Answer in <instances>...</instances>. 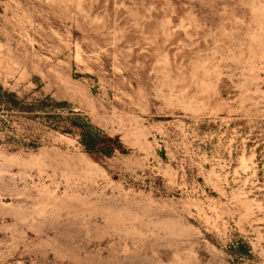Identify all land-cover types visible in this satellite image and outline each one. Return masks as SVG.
Wrapping results in <instances>:
<instances>
[{
  "label": "rangeland",
  "instance_id": "1",
  "mask_svg": "<svg viewBox=\"0 0 264 264\" xmlns=\"http://www.w3.org/2000/svg\"><path fill=\"white\" fill-rule=\"evenodd\" d=\"M0 14V264H264V0Z\"/></svg>",
  "mask_w": 264,
  "mask_h": 264
},
{
  "label": "trees",
  "instance_id": "2",
  "mask_svg": "<svg viewBox=\"0 0 264 264\" xmlns=\"http://www.w3.org/2000/svg\"><path fill=\"white\" fill-rule=\"evenodd\" d=\"M60 106H67L66 103H61ZM67 118L69 125L78 131V143L85 153H98L104 157H110L114 153L111 147L103 148V133L96 127L92 126L89 121L82 117L79 113L69 112ZM246 251H249L248 249ZM245 251V253H246Z\"/></svg>",
  "mask_w": 264,
  "mask_h": 264
},
{
  "label": "crops",
  "instance_id": "3",
  "mask_svg": "<svg viewBox=\"0 0 264 264\" xmlns=\"http://www.w3.org/2000/svg\"><path fill=\"white\" fill-rule=\"evenodd\" d=\"M2 36H3V20L0 14V48L2 46Z\"/></svg>",
  "mask_w": 264,
  "mask_h": 264
}]
</instances>
